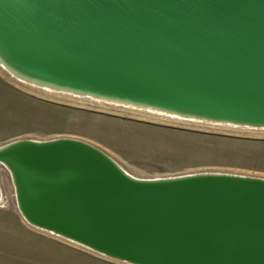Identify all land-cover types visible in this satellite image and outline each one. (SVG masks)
Wrapping results in <instances>:
<instances>
[{
    "label": "water",
    "instance_id": "water-1",
    "mask_svg": "<svg viewBox=\"0 0 264 264\" xmlns=\"http://www.w3.org/2000/svg\"><path fill=\"white\" fill-rule=\"evenodd\" d=\"M13 78L264 129V0H0ZM32 227L126 264H264V177L138 178L84 140L0 145ZM1 195V191H0Z\"/></svg>",
    "mask_w": 264,
    "mask_h": 264
},
{
    "label": "rangeland",
    "instance_id": "rangeland-1",
    "mask_svg": "<svg viewBox=\"0 0 264 264\" xmlns=\"http://www.w3.org/2000/svg\"><path fill=\"white\" fill-rule=\"evenodd\" d=\"M0 68V145L72 137L103 150L138 178L198 172L264 177V129L50 89ZM0 191V264H126L30 226L17 209L10 174L1 163Z\"/></svg>",
    "mask_w": 264,
    "mask_h": 264
},
{
    "label": "bare ground",
    "instance_id": "bare-ground-1",
    "mask_svg": "<svg viewBox=\"0 0 264 264\" xmlns=\"http://www.w3.org/2000/svg\"><path fill=\"white\" fill-rule=\"evenodd\" d=\"M0 71H1V68H0ZM88 97V96H87ZM103 102V101H102ZM152 113V112H151Z\"/></svg>",
    "mask_w": 264,
    "mask_h": 264
}]
</instances>
